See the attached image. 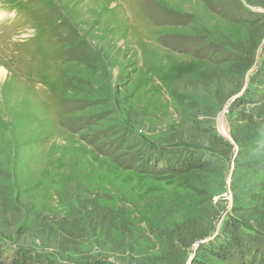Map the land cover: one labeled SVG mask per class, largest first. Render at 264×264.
I'll return each mask as SVG.
<instances>
[{
	"label": "rangeland",
	"instance_id": "374dc122",
	"mask_svg": "<svg viewBox=\"0 0 264 264\" xmlns=\"http://www.w3.org/2000/svg\"><path fill=\"white\" fill-rule=\"evenodd\" d=\"M23 1L29 29L0 34V202L11 204L0 209V242L8 255L178 264L172 239L204 234L183 264H246L196 251L237 222L247 246L264 251V127L250 123L264 119V0ZM209 134L231 149L207 172L161 174L149 161L206 144ZM94 201L123 210L132 232L94 235L75 219L80 203ZM13 213L23 216L10 220Z\"/></svg>",
	"mask_w": 264,
	"mask_h": 264
},
{
	"label": "trees",
	"instance_id": "16d2710c",
	"mask_svg": "<svg viewBox=\"0 0 264 264\" xmlns=\"http://www.w3.org/2000/svg\"><path fill=\"white\" fill-rule=\"evenodd\" d=\"M260 81L261 80L258 79L252 80V82H255L257 85L260 84ZM252 96L253 95H250V97ZM250 123L254 126V128L263 130L264 119L258 120L256 125L253 122ZM207 139L208 140L206 144H204L203 142H196L193 145H190L191 148L183 145L180 151L177 149L174 151L173 149L165 150L162 153H159L158 158H156L157 155L153 154V156H149V161L152 157L154 164L161 165V174H167L171 172L182 174L191 171L200 173L207 172V170L216 165V162L218 161L217 154L224 156L226 153H229L231 149V145H229V143H227L220 137H217L216 135L209 134ZM233 142L236 145H239L241 143V140L237 137H233ZM204 147H206L207 150H205ZM209 149L213 150L214 153L208 152ZM218 150L220 151V153H218ZM234 200L236 201L237 198H235ZM2 203L4 205L5 202H0V209L4 207V210L1 212L5 213L6 211L11 209L10 202L5 203L4 206L1 205ZM94 203L92 202L91 208H89L88 206L85 207V205H81L82 203H80V207L77 208V213L75 216V219L77 217V220L79 221L83 222L85 220L86 225L88 226L86 227L89 230L91 229L94 235L97 232H104L109 237L114 232H118L121 234L125 232H132L131 225L125 217V213L123 210L112 211L105 207L102 208L96 205V201H94ZM241 212V210H237V214L235 215L236 219L242 220L243 217L240 214ZM81 213L85 215L79 217V214ZM21 216L23 215L18 216L13 213V217H11L10 220H20ZM192 222L193 221H188L182 224L180 227L171 231V234L176 235L183 229H188L189 223ZM237 223L234 225L232 224L230 228H227V232H224L225 234L223 235L222 239H215L205 244H199L200 246L196 251L205 253L212 259L223 263L233 262L237 255H240L241 259L244 262H247L246 264L264 263V254H262V252L264 251L261 252V249L256 246L252 249L247 246L248 244L245 235L242 233V230ZM4 226L5 224L0 222V231H6L7 228H5ZM188 235L189 234H187V236L184 237L183 240L176 237L172 239L173 241H175V250L177 252H180L179 261H177L178 264L184 263L186 254L188 252L187 250L189 248H192L196 241H202L206 237V235L203 234L188 239ZM76 246L77 245L71 246V248L68 249H65V247H61L59 251L61 254L71 251L73 252L74 250H76L74 249ZM7 252H10L9 250H7V246L0 242V264H45L46 261L45 258H42L41 256L30 254V251L28 250L19 253L17 251H13L10 256ZM198 264L204 263H200V261H198Z\"/></svg>",
	"mask_w": 264,
	"mask_h": 264
},
{
	"label": "bare ground",
	"instance_id": "6f19581e",
	"mask_svg": "<svg viewBox=\"0 0 264 264\" xmlns=\"http://www.w3.org/2000/svg\"><path fill=\"white\" fill-rule=\"evenodd\" d=\"M117 3V2H116ZM111 7H115L112 3ZM93 9V8H92ZM5 76V72L3 69H0V85H5L7 81V77ZM4 77V78H3Z\"/></svg>",
	"mask_w": 264,
	"mask_h": 264
}]
</instances>
